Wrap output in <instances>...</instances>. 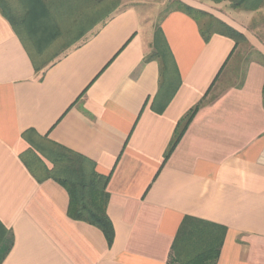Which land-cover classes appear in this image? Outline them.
<instances>
[{
	"label": "crops",
	"instance_id": "1",
	"mask_svg": "<svg viewBox=\"0 0 264 264\" xmlns=\"http://www.w3.org/2000/svg\"><path fill=\"white\" fill-rule=\"evenodd\" d=\"M96 1L4 0L0 10V226L12 239L1 264H167L187 216L227 228L217 264H264V47L253 39L260 7L122 0L95 22ZM178 2L253 46L238 83L221 88L235 41H205ZM157 30L180 76L165 107L161 64L148 59ZM209 91L165 161L179 122ZM30 131L110 175L112 246L69 217L60 184L31 174ZM5 246L0 240V253Z\"/></svg>",
	"mask_w": 264,
	"mask_h": 264
},
{
	"label": "trees",
	"instance_id": "2",
	"mask_svg": "<svg viewBox=\"0 0 264 264\" xmlns=\"http://www.w3.org/2000/svg\"><path fill=\"white\" fill-rule=\"evenodd\" d=\"M109 1L101 0L95 2L93 15L95 18L98 17L95 22L101 21L99 19H104L107 12L111 13L118 5L114 4L113 7H109ZM212 1L220 3L224 0ZM249 3L250 5L247 6V9H257L264 5V0H238L235 8ZM178 4L181 10L190 14L199 22L200 32L205 41L208 42L213 35L219 34L233 39L236 43L235 49L239 48L240 44L247 42L243 34L224 22L179 2ZM6 9L8 8L4 0H0V10L3 14H6ZM202 21H204V25L201 24ZM153 47L154 51L148 59L158 60L161 64V103L165 107L172 100L180 86V76L165 37L160 30H157L155 34ZM38 70L40 69L38 68ZM209 94L210 91L179 122L173 140L167 150L165 161L175 150L198 109L206 103ZM23 137L31 145L24 160L35 179L39 183L54 180L60 184L69 195V217L72 220L85 222L100 229L109 245L112 246L115 236L114 228L107 213L110 198L108 193L110 175L99 174L96 171L94 162L88 158L65 149L47 140L46 137L39 136L34 131L23 134ZM33 137L35 138L33 139ZM43 159L52 164V168H49ZM226 233L227 228L225 226L196 217H185L174 239L167 264H217L225 242ZM0 235V240H8L9 242L8 247L1 248V264L11 249L10 240L12 239L6 237L7 231L3 230L1 226Z\"/></svg>",
	"mask_w": 264,
	"mask_h": 264
},
{
	"label": "rangeland",
	"instance_id": "3",
	"mask_svg": "<svg viewBox=\"0 0 264 264\" xmlns=\"http://www.w3.org/2000/svg\"><path fill=\"white\" fill-rule=\"evenodd\" d=\"M121 1L122 0H110L108 6L113 7L114 4H119L121 3ZM127 1H131V0H127ZM145 1L149 3H153V2L166 1V0H145ZM237 2L238 0L222 1V3H226L227 6L232 7V8H235V5ZM170 3H171L172 8L176 7V4L172 2ZM249 5L250 3L242 5L241 7L235 8V9H247L248 8L247 6ZM256 12H257L256 14L258 15L259 19L255 22L254 31L256 32L257 35L253 36V39L255 42L259 43L261 46L264 47V6H260V8ZM201 24L204 25V21H202ZM64 47L65 45L60 44L59 47H56V48L62 49ZM251 52H254V50H253V46L249 42L240 44L239 49L237 53L235 54V57L233 58V63L230 65V67L227 68V71H225V74L223 73V78H226V81L222 84L221 88H226L231 85H235L236 83L240 81L243 75V72L245 70V63L247 62V59H249V55ZM55 55L56 53L46 54L47 60L50 59L49 56L52 57Z\"/></svg>",
	"mask_w": 264,
	"mask_h": 264
}]
</instances>
